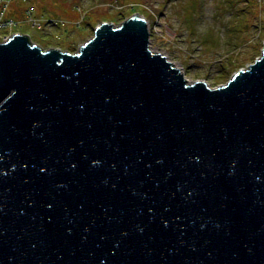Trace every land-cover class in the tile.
Segmentation results:
<instances>
[{"label": "water", "instance_id": "obj_1", "mask_svg": "<svg viewBox=\"0 0 264 264\" xmlns=\"http://www.w3.org/2000/svg\"><path fill=\"white\" fill-rule=\"evenodd\" d=\"M150 41L0 43V264H264V46L211 88Z\"/></svg>", "mask_w": 264, "mask_h": 264}, {"label": "rangeland", "instance_id": "obj_2", "mask_svg": "<svg viewBox=\"0 0 264 264\" xmlns=\"http://www.w3.org/2000/svg\"><path fill=\"white\" fill-rule=\"evenodd\" d=\"M192 1L31 0L37 15L43 19L40 18L42 26H45L42 29L22 19L26 14V2L13 1L8 15L22 19L23 25L14 34L27 35L32 44L44 51L55 48L76 54L80 46L94 36L100 24L109 22L119 27L139 12L147 20L151 50L173 62L189 84L204 81L211 88L226 85L234 73L248 68L261 56L264 46V0H199L202 3L201 15L195 23L188 11ZM78 6L86 13L85 18H82L83 13ZM138 6L144 11L133 9ZM50 20L60 25L51 24ZM237 22L240 24L234 28L238 30L230 36L229 29ZM1 42H6L2 35ZM231 44L234 49L229 52ZM230 55L235 61L222 64Z\"/></svg>", "mask_w": 264, "mask_h": 264}, {"label": "built area", "instance_id": "obj_3", "mask_svg": "<svg viewBox=\"0 0 264 264\" xmlns=\"http://www.w3.org/2000/svg\"><path fill=\"white\" fill-rule=\"evenodd\" d=\"M13 1L15 0H0V35H2L6 41L12 36L11 34L17 32L18 28L22 24L21 20L8 15L10 5ZM25 21L33 26H37L38 28L43 27L41 20L35 15V8L33 6L28 7ZM50 23L55 25L58 24L54 21H51Z\"/></svg>", "mask_w": 264, "mask_h": 264}, {"label": "trees", "instance_id": "obj_4", "mask_svg": "<svg viewBox=\"0 0 264 264\" xmlns=\"http://www.w3.org/2000/svg\"><path fill=\"white\" fill-rule=\"evenodd\" d=\"M202 6V3L201 2H199V0H194V1H192V2H190V4H189V6H188V11L190 12V15H191V17L193 18V19H195L194 20V23H195V21H196V19L197 18H199V16L201 15V10H200V7ZM133 9H136V10H142L143 8L142 7H140V6H138V7H134ZM143 11H144V9H143ZM148 15H149V13L148 12H146ZM238 24H240L239 22H237V23H235V24H233L232 25V27L233 28H231V29H229V31H231L230 32V36H232L233 35V32H235V31H237L238 29L236 28H234V26L236 25H238ZM221 37H219V39H220ZM234 49V46L231 44L230 45V47H229V49H228V51L229 52H232V50ZM257 50V48H255L254 49V51H256ZM262 54V53H261ZM232 60H234L232 57H231V55L227 58V61L225 60V61H223L222 62V64L223 63H226V65L228 64V62L229 61H232ZM235 61V60H234ZM226 65H224L223 67H225ZM235 68L237 67V63L235 64V66H234ZM224 73V72H223ZM225 73H226V71H225Z\"/></svg>", "mask_w": 264, "mask_h": 264}, {"label": "snow or ice", "instance_id": "obj_5", "mask_svg": "<svg viewBox=\"0 0 264 264\" xmlns=\"http://www.w3.org/2000/svg\"><path fill=\"white\" fill-rule=\"evenodd\" d=\"M4 83H5V75H4V71L2 69V64H0V90H2L4 88ZM80 108L83 109L84 108V104H80ZM92 163L96 164L98 162L93 160ZM24 166L27 167V164H25ZM70 166L71 167H75L76 165L75 164H71ZM13 167H15V165H13ZM40 171H45V169H40ZM0 207H2V206H0ZM48 207H52V205L49 204ZM163 223L165 225H167L169 222L167 220H164ZM69 231H71V230L69 229ZM140 231L142 232L143 228H140ZM123 235L126 236L127 233H124ZM117 246H119V244H117Z\"/></svg>", "mask_w": 264, "mask_h": 264}, {"label": "bare ground", "instance_id": "obj_6", "mask_svg": "<svg viewBox=\"0 0 264 264\" xmlns=\"http://www.w3.org/2000/svg\"><path fill=\"white\" fill-rule=\"evenodd\" d=\"M242 69H245V68H242Z\"/></svg>", "mask_w": 264, "mask_h": 264}]
</instances>
